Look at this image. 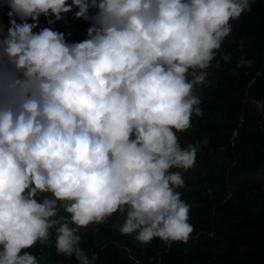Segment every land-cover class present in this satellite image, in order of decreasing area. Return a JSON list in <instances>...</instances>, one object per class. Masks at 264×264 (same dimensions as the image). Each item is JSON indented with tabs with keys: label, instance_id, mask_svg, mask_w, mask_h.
Segmentation results:
<instances>
[{
	"label": "clouds",
	"instance_id": "1",
	"mask_svg": "<svg viewBox=\"0 0 264 264\" xmlns=\"http://www.w3.org/2000/svg\"><path fill=\"white\" fill-rule=\"evenodd\" d=\"M5 2L0 264H51L54 245L95 264L80 230L118 211L120 233L141 244L187 242L184 180L171 169L191 168L196 149L177 133L202 115L193 89L253 0Z\"/></svg>",
	"mask_w": 264,
	"mask_h": 264
},
{
	"label": "trees",
	"instance_id": "2",
	"mask_svg": "<svg viewBox=\"0 0 264 264\" xmlns=\"http://www.w3.org/2000/svg\"><path fill=\"white\" fill-rule=\"evenodd\" d=\"M9 11L5 0H0V24ZM230 23V35L205 70V83L193 89L202 115L193 114L191 126L177 133L182 148L191 145L196 149L191 168L171 169L184 180L176 191L189 205L193 232L187 242L156 238L144 245L134 235L115 229L125 220L118 211L104 223L80 230L79 247L89 258L98 257L95 264H136L134 260L155 264L157 258L158 264H264V129L258 128L259 116L251 108H245L239 133L233 146L229 145L249 79L253 77L248 99L264 92V66L259 68L264 51V0H253L250 10ZM224 55L231 57L229 62L222 60ZM242 59L252 61L251 67H238ZM256 70L259 73L254 75ZM227 193L230 196L225 199ZM56 260L78 264L71 256L57 254L54 245L51 264Z\"/></svg>",
	"mask_w": 264,
	"mask_h": 264
},
{
	"label": "built area",
	"instance_id": "3",
	"mask_svg": "<svg viewBox=\"0 0 264 264\" xmlns=\"http://www.w3.org/2000/svg\"><path fill=\"white\" fill-rule=\"evenodd\" d=\"M264 66V51L262 53V60L259 65V68ZM259 70L255 71V74H258ZM252 82V79L249 80L247 83V86L249 83ZM246 107H250L254 113H256L259 116L258 119V128L263 130L264 129V92L261 94L259 97H255L253 99H248L247 97V89L244 90L243 96L240 98V114L238 115L237 119L233 122V126L231 129V134H230V146L233 145L234 138L238 135L239 129L242 126V123L244 121V116L243 112L245 111ZM234 161L231 162L230 165L233 164ZM264 168V164H263ZM230 196V193H227L226 198ZM158 258L156 259L155 264H158ZM135 263H137V260H134Z\"/></svg>",
	"mask_w": 264,
	"mask_h": 264
},
{
	"label": "rangeland",
	"instance_id": "4",
	"mask_svg": "<svg viewBox=\"0 0 264 264\" xmlns=\"http://www.w3.org/2000/svg\"><path fill=\"white\" fill-rule=\"evenodd\" d=\"M115 229H118L119 230V227H116Z\"/></svg>",
	"mask_w": 264,
	"mask_h": 264
}]
</instances>
